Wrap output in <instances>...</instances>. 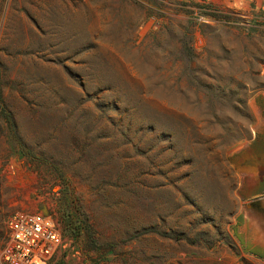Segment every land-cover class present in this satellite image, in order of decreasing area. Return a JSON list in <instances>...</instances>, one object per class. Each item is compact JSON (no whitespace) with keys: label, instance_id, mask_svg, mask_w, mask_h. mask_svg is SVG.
<instances>
[{"label":"rangeland","instance_id":"374dc122","mask_svg":"<svg viewBox=\"0 0 264 264\" xmlns=\"http://www.w3.org/2000/svg\"><path fill=\"white\" fill-rule=\"evenodd\" d=\"M16 211L55 264H264V0H0Z\"/></svg>","mask_w":264,"mask_h":264},{"label":"built area","instance_id":"2783aa9c","mask_svg":"<svg viewBox=\"0 0 264 264\" xmlns=\"http://www.w3.org/2000/svg\"><path fill=\"white\" fill-rule=\"evenodd\" d=\"M7 225L9 237L0 248L1 264H55L64 257L68 242L54 212L16 211Z\"/></svg>","mask_w":264,"mask_h":264},{"label":"trees","instance_id":"16d2710c","mask_svg":"<svg viewBox=\"0 0 264 264\" xmlns=\"http://www.w3.org/2000/svg\"><path fill=\"white\" fill-rule=\"evenodd\" d=\"M58 263H59V264H63V263H62V260H60Z\"/></svg>","mask_w":264,"mask_h":264}]
</instances>
